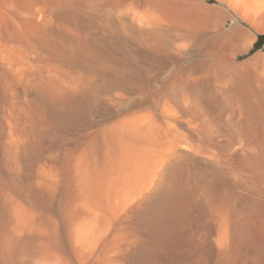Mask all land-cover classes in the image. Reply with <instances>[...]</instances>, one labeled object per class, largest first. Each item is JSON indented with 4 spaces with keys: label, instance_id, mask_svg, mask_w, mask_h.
I'll return each instance as SVG.
<instances>
[{
    "label": "bare ground",
    "instance_id": "bare-ground-1",
    "mask_svg": "<svg viewBox=\"0 0 264 264\" xmlns=\"http://www.w3.org/2000/svg\"><path fill=\"white\" fill-rule=\"evenodd\" d=\"M258 35L264 0H0V264H264Z\"/></svg>",
    "mask_w": 264,
    "mask_h": 264
},
{
    "label": "rangeland",
    "instance_id": "rangeland-1",
    "mask_svg": "<svg viewBox=\"0 0 264 264\" xmlns=\"http://www.w3.org/2000/svg\"><path fill=\"white\" fill-rule=\"evenodd\" d=\"M212 3H216L215 1H212ZM237 21H239V23H242V21L238 18V20ZM230 23H232V22H230ZM260 36H264V35H258V38L260 37ZM259 40V39H258ZM263 40V42H264V38L262 39ZM262 50H264V47L262 48ZM262 50H259V51H262ZM254 51H255V47L253 48V50L249 53V54H246V55H244V56H242L241 58H240V60H244V59H247V58H250L251 56H253L254 54H256V53H258L259 51H257V52H255L254 53Z\"/></svg>",
    "mask_w": 264,
    "mask_h": 264
},
{
    "label": "trees",
    "instance_id": "trees-1",
    "mask_svg": "<svg viewBox=\"0 0 264 264\" xmlns=\"http://www.w3.org/2000/svg\"><path fill=\"white\" fill-rule=\"evenodd\" d=\"M264 36H260L259 37V40L257 41L256 45H255V52L259 51V50H262V48L264 47V42H263V39Z\"/></svg>",
    "mask_w": 264,
    "mask_h": 264
}]
</instances>
